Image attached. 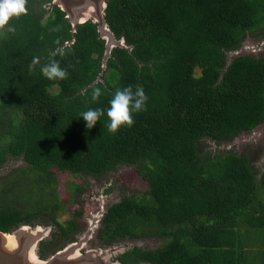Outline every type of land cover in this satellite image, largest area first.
Masks as SVG:
<instances>
[{
  "label": "trees",
  "instance_id": "trees-1",
  "mask_svg": "<svg viewBox=\"0 0 264 264\" xmlns=\"http://www.w3.org/2000/svg\"><path fill=\"white\" fill-rule=\"evenodd\" d=\"M26 7L9 21L15 33L0 34V168L24 162L1 178L0 230L51 224L39 243L44 259L82 231L77 184L72 216L59 221L69 208L59 176L100 178L130 166L146 190L106 208L97 242L163 241L132 246L116 256L121 264H264V166L208 145L264 122V55H230L248 37L264 41V0H107L106 25L125 47H113L105 62L91 20L72 32L52 0ZM58 47L68 77L49 81L39 70ZM34 56L40 64L30 73ZM128 86L143 88L145 109L131 127L109 133V101ZM95 87L102 95L92 103ZM90 108L105 115L87 129L80 114Z\"/></svg>",
  "mask_w": 264,
  "mask_h": 264
},
{
  "label": "rangeland",
  "instance_id": "rangeland-1",
  "mask_svg": "<svg viewBox=\"0 0 264 264\" xmlns=\"http://www.w3.org/2000/svg\"><path fill=\"white\" fill-rule=\"evenodd\" d=\"M261 43L262 42L259 38L248 37L245 39L241 52L238 54H251L254 56L264 55V47L259 48ZM230 55H233V53ZM230 55L228 56V60L231 58ZM208 145L213 149H231L237 153H243L249 157L251 163L256 169H260L264 166V122L251 131L236 136L230 142L223 143L220 146H216L213 143ZM23 165L24 162L21 159H9L6 164L0 168V183L2 177L8 178L12 172ZM74 184H77L82 190L77 197L76 203V205L82 208V216L80 218L82 231L76 235L77 239L86 232L88 220L97 216L101 210H106L110 204L119 201L124 196H131L135 193H142L146 190L145 183L137 175L134 168L130 166H120L114 171L104 174L100 178L90 176L76 177L70 174H61L59 176L57 192L61 198V202L68 205L69 208L67 207V211L60 214V222L70 218L72 216V211L76 206H71L69 203L71 189ZM49 226H51L52 231L54 227L51 224ZM162 241L163 240L157 239H127L115 244L119 247L123 245L120 248H123L125 251L132 246H138L143 249H154L158 247ZM99 248H101V246L97 242L95 236H93L86 242L80 251H97ZM119 254L120 252H117L111 260L114 261Z\"/></svg>",
  "mask_w": 264,
  "mask_h": 264
},
{
  "label": "water",
  "instance_id": "water-1",
  "mask_svg": "<svg viewBox=\"0 0 264 264\" xmlns=\"http://www.w3.org/2000/svg\"><path fill=\"white\" fill-rule=\"evenodd\" d=\"M106 1L52 0V4L65 13L72 32L75 31L78 24L88 20L96 24L99 36L105 42L103 62L109 57L113 47H125L124 40L122 38L116 40L106 25L104 19ZM261 42L259 48L264 47V41ZM242 47L243 45L233 54L238 55ZM104 212L105 210H101L97 216L88 220L87 230L82 236L67 243L62 249L44 259L38 256L39 243L49 238L51 226L20 224L10 232L0 230V264H121L118 260L112 261L111 259L117 252H124L123 248H120L123 245L119 247L114 243L101 247L97 251H80L93 236L97 240V230Z\"/></svg>",
  "mask_w": 264,
  "mask_h": 264
},
{
  "label": "clouds",
  "instance_id": "clouds-1",
  "mask_svg": "<svg viewBox=\"0 0 264 264\" xmlns=\"http://www.w3.org/2000/svg\"><path fill=\"white\" fill-rule=\"evenodd\" d=\"M27 0H0V34L5 30L7 33L14 34L16 28L10 25L9 21L13 18H19L21 15L27 14ZM7 26V27H6ZM53 28L50 31H57ZM59 45L60 41H54ZM66 54L64 47H58L51 52V59L48 63L40 67V74L49 81L64 80L68 77L66 68H61L60 62L55 57L63 58ZM40 64V58L34 56L28 66L30 73L36 71V66ZM101 89L95 87L91 93V102L96 103L101 97ZM147 96L141 86H137L133 91L132 86L123 89H117L112 99L109 101L106 115L108 123L105 125L109 133L117 132L122 126L131 127L134 124L133 113H139L145 109ZM105 115L102 108L88 109L80 114V118L85 122L87 129H92L100 117Z\"/></svg>",
  "mask_w": 264,
  "mask_h": 264
}]
</instances>
